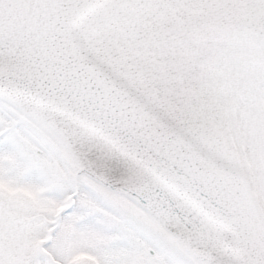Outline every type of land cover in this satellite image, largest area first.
<instances>
[{"label":"snow or ice","instance_id":"obj_1","mask_svg":"<svg viewBox=\"0 0 264 264\" xmlns=\"http://www.w3.org/2000/svg\"><path fill=\"white\" fill-rule=\"evenodd\" d=\"M0 264H264V0H0Z\"/></svg>","mask_w":264,"mask_h":264}]
</instances>
